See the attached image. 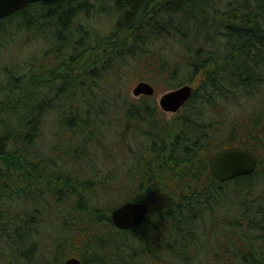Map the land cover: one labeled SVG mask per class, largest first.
Segmentation results:
<instances>
[{"label": "trees", "instance_id": "1", "mask_svg": "<svg viewBox=\"0 0 264 264\" xmlns=\"http://www.w3.org/2000/svg\"><path fill=\"white\" fill-rule=\"evenodd\" d=\"M18 34L24 52L48 44L0 57V264H264V0L40 1L0 20L5 43ZM126 64L193 95L168 119L153 97L121 95ZM117 127L145 144L103 168L88 148ZM229 148L257 169L218 180ZM127 200L149 211L120 229L111 212Z\"/></svg>", "mask_w": 264, "mask_h": 264}, {"label": "water", "instance_id": "2", "mask_svg": "<svg viewBox=\"0 0 264 264\" xmlns=\"http://www.w3.org/2000/svg\"><path fill=\"white\" fill-rule=\"evenodd\" d=\"M36 1L56 0H0V19L11 15L15 11L23 9L27 4ZM155 86L145 80L139 81L133 88L135 96L155 94ZM194 86L184 84L175 89L163 93L159 103L167 112H177L190 99ZM257 159L251 152L231 148L217 154L212 162V171L221 181L233 179L241 175H248L255 171ZM149 207L143 201H127L116 206L111 213L114 224L121 229H129L140 225L146 218ZM64 264H84L77 256L67 258Z\"/></svg>", "mask_w": 264, "mask_h": 264}, {"label": "rangeland", "instance_id": "3", "mask_svg": "<svg viewBox=\"0 0 264 264\" xmlns=\"http://www.w3.org/2000/svg\"><path fill=\"white\" fill-rule=\"evenodd\" d=\"M92 1H95V0H92ZM93 22L96 26L98 25V28H100V29L102 28L99 25V23L96 22V20H93ZM102 30H104V29H102ZM105 31H106V29H105ZM20 40H21V38H20V35L18 34V35H16V37L14 39L11 40L10 43H8V42L5 43V35L0 36V57L2 59L1 61L3 62V64H5V56L6 55L10 56L11 57L10 59H13L12 61H9V62H13L15 59L23 61L25 58H29L30 54L27 53L28 51L30 53L33 52L32 50L36 51L42 43L47 42V44H48V39L39 38L35 47L30 46V44H29L28 45L29 47L26 49L27 52H24L21 50V48L17 44V42ZM159 43H160V46L165 44L167 46L168 50H176L178 48L177 42L173 39L167 40L165 42L161 41ZM5 44L8 47L7 50H5ZM172 44H175V45L173 46ZM45 46H47V45H45ZM23 50H25V49H23ZM31 55H33V54H31ZM124 68L126 70L130 71L131 73L123 75V79H121V82H124V85H120L121 87L119 89V92L121 93V95H129V97L131 99H135L136 97L132 93L133 87L137 84V82H139L141 80H147V81H150V80L147 79L144 75H140L139 72H137V70H135L133 67H131L127 64L125 65ZM120 76H121V74H120ZM150 82L153 83L156 87L157 92H156V95L154 96V101H155V104H156L158 110H161L158 101L160 100V97L163 93L171 90L172 88H166L162 84L158 85L152 81H150ZM111 91H112V89H111ZM141 98L142 97H139V98H136L135 100H140ZM65 104L66 103L62 104V106H64ZM58 108L59 109L57 111L59 112V110H61L60 103L58 104ZM53 114H57V112H55ZM163 114L168 119L172 118L175 115L173 113H165V112H163ZM58 116H64V115L60 114ZM54 119H55L54 115H51L48 118L49 128L47 130V136L49 138V144L46 146V149H48V150L51 149V147L53 146V144L57 138L56 134L53 132L54 129L56 128V123H55ZM3 120H5V119H3ZM137 131L138 132H130L128 134H122L121 128H119V127H117V129L113 128L111 130H107L104 134L105 135L104 137H107V140L105 142H108V148H106L104 151V145H102V148L100 147L98 149H94L93 147H91V146H93L91 144L88 148L89 152H91L90 155L96 157L97 162L103 168H105L106 165L108 168H112L115 164V161L117 162L118 165H125L127 163L131 164L134 161V157H136V153L140 152L143 148L142 146H144V144H145V139H144L145 137L143 136L141 130L139 128H137ZM124 136H126L125 141L122 142ZM130 148H132L133 151L130 150ZM117 158L119 160H117ZM58 162H60L65 167L70 166L68 163L73 164V162L66 161L64 158L58 160ZM51 163L52 162H49L48 164H51ZM80 165L84 166L83 163H81ZM121 169H123V168H121ZM121 169L117 170L116 172L120 171ZM51 170H53V166L51 167ZM105 173H106V171H100L94 176V178L98 179L100 177V174H105ZM47 227H49V225H47Z\"/></svg>", "mask_w": 264, "mask_h": 264}]
</instances>
